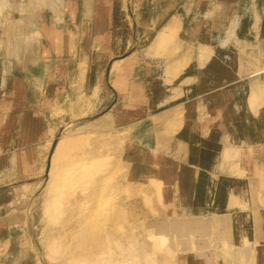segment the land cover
Listing matches in <instances>:
<instances>
[{
	"label": "rangeland",
	"instance_id": "obj_1",
	"mask_svg": "<svg viewBox=\"0 0 264 264\" xmlns=\"http://www.w3.org/2000/svg\"><path fill=\"white\" fill-rule=\"evenodd\" d=\"M76 1L0 0V264H254L264 68H239L264 67V12L255 0H176L171 12L168 0H90L96 21H76ZM10 76L39 86L27 111L46 136L27 150L35 121L5 100ZM223 91L239 105H220Z\"/></svg>",
	"mask_w": 264,
	"mask_h": 264
},
{
	"label": "crops",
	"instance_id": "obj_2",
	"mask_svg": "<svg viewBox=\"0 0 264 264\" xmlns=\"http://www.w3.org/2000/svg\"><path fill=\"white\" fill-rule=\"evenodd\" d=\"M258 1L259 0H255L254 1L253 7H254V9H256V12L258 11L260 13V15H261V11L264 12V0H262L263 1V4H261L260 6H259V4H257ZM104 6H106V7H104L105 9H107V6H108L109 7V10H111L110 9L111 8V4L110 3H107L106 2L104 4ZM253 7L250 5V8L251 9ZM69 8H70L71 13L73 15V19L76 20V21H80V20L81 21H84L85 19H87L88 21H94V20L96 21V18L95 17L97 15V13H96L97 6H96L95 1L91 3V1L89 0L88 3H86L85 0H83V3H82L81 0H79L78 2L77 1L74 2L72 4V6L69 7ZM162 8H164L165 10H168L169 12L174 11L177 8V1L176 0H168V7L167 6L165 7V5H164ZM107 13H108V11H107ZM240 16H241L240 14H237L233 18L234 21H231L229 23V25H232V27L235 24V28H234V31L235 32H237L238 30L239 31H242V25H241V21H242L241 18L242 17H240ZM263 17H264V15H263ZM263 17L260 20H263L264 19ZM59 20L61 21V19H59ZM173 20L174 21H179L178 17L173 16L172 19L170 20L171 22L169 24H171ZM181 20H183V18H181ZM260 22H261L260 25H263L264 24V21H260ZM180 23H181V28H179V31L180 30H183V24H182V22H179V24ZM251 25H252V22L250 23V21H249V24L246 26V30L244 31L245 33L247 32V34H245V36H249L250 37V35H252L254 33ZM233 36L237 37V34H234ZM235 42L237 44V40ZM207 53L210 54V52L208 50H207ZM96 55H97V53H96ZM101 55L107 56V53L106 52L105 53H101ZM184 59H185L184 60L185 63L188 64L189 63V60H190V55H187L186 54V57ZM207 63H205L204 66L199 67V69L206 67ZM262 64H263L262 61H260V65L261 66H258V64L256 63L254 65V67H256L255 70H253V69H246V67H244V66L241 67V64H240L239 72L240 73L243 72L242 74H244V75H247V73H248V75H247V78H248L250 75H252L251 73L262 72L261 69L264 68V67H262ZM182 73H183V71H182ZM260 75H258V79H257L258 80L257 81L258 82V85H260L259 83L262 80V78H260ZM256 76H254L252 78L256 79ZM252 78H249V80L251 81ZM11 82H12V84H11V93L12 94H10L8 92V88H7V85L9 83H11ZM249 86H250V84H249ZM3 88L6 91L5 92V97H6L5 100L7 102H9L14 107H16L18 105L23 107V110H21L18 113H19V115H24V122H26L27 124L28 123L32 124L35 121V125L32 126V128L34 129V132H32V135L30 136L32 139L31 140L28 139V141L25 143V145H22L21 146V147H23L22 149H26L27 150L30 146H35V145L41 143L43 141V139H45L46 131H45V129H43L41 127L40 120L35 119L34 118V114L31 111H29V112L27 111V108L28 109H30V108L32 109L33 107L36 106L35 96L34 97H30L29 96L28 88H33L34 90H38L39 89V86L38 85H35V83H31V85L27 88V84L25 83L24 80H22L20 78H17V77H14V76H10L7 81H5L3 79V81H2V89ZM17 90H23L24 91L23 92V97L21 99H19V101H20L19 103H18V100L14 99L16 96H13V95H16ZM225 92L226 91H223L222 96H221V99L219 101V104L220 105H234V106L236 105V106H238L239 104L236 101V99H230L229 98L230 101H226V100H229V99L225 98V96H224V93ZM206 104L209 105L208 103H206ZM234 119L235 120H238L237 114H236V117H234ZM47 141H48V139H47ZM128 141H130V145H131L130 147H133V148H135L136 150H138L140 152L141 151H151L152 150V146L149 144V142L142 141L141 139L138 140L136 138H128ZM48 148L49 147H48V144H47L46 156H47ZM20 150H21V148L18 149L17 151H20ZM215 168H216V171H220V169H221L220 166H219V164H217V166ZM233 179H234V177H233ZM230 184H231V182L228 183V185H230ZM243 184L244 185H247L245 182ZM249 194H250V197H251V193H249ZM260 250H263L264 251V247L263 248H260ZM254 264H264V252L262 253V251H259V256H257L255 258Z\"/></svg>",
	"mask_w": 264,
	"mask_h": 264
},
{
	"label": "bare ground",
	"instance_id": "obj_3",
	"mask_svg": "<svg viewBox=\"0 0 264 264\" xmlns=\"http://www.w3.org/2000/svg\"><path fill=\"white\" fill-rule=\"evenodd\" d=\"M176 23H174V20L172 21V24H169L168 26H167V29L168 30H172V31H174V29H176V25H175ZM176 43H175V41H173L172 42V44H169V46L171 47H173L174 45H175ZM170 47H167V49L168 48H170ZM205 58H203V60L204 59H208V57H209V53H207L206 52V55L204 56ZM174 72H176V70H173V73ZM56 144H57V139H51V142H50V150H49V154H48V161H47V169H46V172H45V174H46V176L48 177L49 176V174H50V163H51V157H52V155H53V152H54V150H55V148H56Z\"/></svg>",
	"mask_w": 264,
	"mask_h": 264
}]
</instances>
